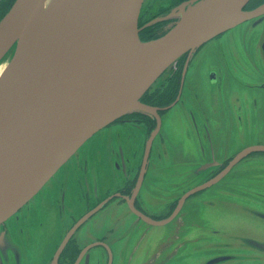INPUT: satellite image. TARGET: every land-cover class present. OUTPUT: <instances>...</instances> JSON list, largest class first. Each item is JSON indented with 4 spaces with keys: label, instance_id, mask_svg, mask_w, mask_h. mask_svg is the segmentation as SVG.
<instances>
[{
    "label": "water",
    "instance_id": "1",
    "mask_svg": "<svg viewBox=\"0 0 264 264\" xmlns=\"http://www.w3.org/2000/svg\"><path fill=\"white\" fill-rule=\"evenodd\" d=\"M45 1L14 0L0 19V65L6 62L0 74V225L9 222L16 234L21 228L25 233L30 221L36 223L34 230L40 226L41 230L45 219L36 220L41 214L57 222L53 214L63 207L66 215V192L60 193L57 208L26 209L58 171L86 149L85 143L115 118L135 110L156 116L149 154L163 116L158 107L142 101L146 90L186 51L264 14V3L245 10L249 0H188L172 10L178 21L170 29L157 38L142 40L139 18L146 0H67L23 39ZM215 73L210 71L211 87ZM254 151H264V142L240 150L214 177L189 189L166 219H154L131 201L128 204L137 220L164 225L178 215L191 194L229 177ZM254 158L264 162L263 157ZM213 161L214 166L219 165L214 155ZM245 162L242 174L259 171L257 181H263L264 163ZM140 186L139 182L137 190ZM257 194L258 201H264V193ZM68 237L69 233L65 240ZM25 241L21 250L34 249L36 240L26 236ZM98 244L89 243L76 264L82 257L90 264L89 250ZM103 244L108 250L107 264H114V250L108 242Z\"/></svg>",
    "mask_w": 264,
    "mask_h": 264
},
{
    "label": "rangeland",
    "instance_id": "2",
    "mask_svg": "<svg viewBox=\"0 0 264 264\" xmlns=\"http://www.w3.org/2000/svg\"><path fill=\"white\" fill-rule=\"evenodd\" d=\"M13 1L0 2V19L5 14L1 8L10 6ZM147 2L150 0H146L144 6ZM179 5L163 16L162 20L175 18V21L165 25L161 33H165L178 21L172 10ZM207 44L202 55L196 57L190 66L187 65L189 72L180 99L172 109L167 108L173 102L162 108L166 109L162 113L163 126L154 138L148 161V176L140 189L141 203L148 211L147 216L157 220L168 218L189 189L220 172L227 158L262 140H257L253 134L264 136V97L257 91L254 92L257 100L249 103L253 109L247 110L244 101L241 104V111L248 121L231 131L227 126H222L219 137L215 136L213 96L217 95L218 90L217 87H211L210 71L221 67L226 69L227 63L225 55H221L224 39L220 42L210 40ZM218 46L221 52L213 58L214 52L208 51ZM178 59L146 90L142 101L146 93L165 89ZM238 66L236 64V70L240 71ZM230 109L234 107L230 106ZM136 112L147 114L154 118L152 122L155 119L157 122L154 114L140 110L126 112L115 118L89 139L84 145L86 149H81L73 157L75 161L66 163L31 201L26 212L45 211L47 206L57 208L60 193L66 192V215L60 220L59 215L61 217L63 214L61 209L59 213L57 210L53 214L57 222L48 221L44 215H39L37 223L45 219L41 230V226L34 230L36 223L29 222L23 234L24 240L28 236L48 242V247L41 255L33 249H26L24 264H41L44 261L41 256L58 244L66 232L69 235L74 233L76 225L71 229V218L82 213L86 206L93 213L73 237L79 245L98 239L105 240L114 250V264H264V214L260 212L264 210V201H258L257 194L264 193V185L260 184L264 180L257 181L256 173L259 171H252L247 176L242 174V168L247 164L245 160L234 167L229 177L189 196L178 215L164 225L137 220V215L127 201L100 204L94 210L97 200L105 197L108 189L114 190L119 181L124 182L123 176H120L121 170L116 166L119 160L118 147L122 148L126 157L132 152H140L136 163L142 160L144 145L148 141V137H145L146 127H137L131 123L112 125L116 119ZM182 126L186 127L183 129ZM213 145L216 146L218 166L213 165ZM90 147L92 149L87 154ZM86 157L88 160H84ZM248 160L264 163L254 157ZM80 161H83L79 165L80 169H76ZM86 163L88 171L84 173L81 167ZM57 192L56 199L54 195ZM36 246L39 252L40 247ZM89 253L90 264L108 263L104 248L95 247Z\"/></svg>",
    "mask_w": 264,
    "mask_h": 264
},
{
    "label": "flooded vegetation",
    "instance_id": "3",
    "mask_svg": "<svg viewBox=\"0 0 264 264\" xmlns=\"http://www.w3.org/2000/svg\"><path fill=\"white\" fill-rule=\"evenodd\" d=\"M185 1L188 0H150L149 3L147 2L144 8H142L139 18V35L141 39L150 40L161 36L163 34L160 32L162 28L168 23L175 21V18L162 20L163 16L168 14L173 7ZM262 3H264V0H249L244 6V9L252 10ZM9 7L10 6L2 7L1 9L3 13L6 12V9ZM223 39L224 45H221L223 48L221 55H225L226 57V69L222 67L211 69L216 70V79L215 83H212V86L217 87L218 90L217 95L214 94L213 96L214 111L212 114L213 128L216 132V137H219L218 133L222 126H227L228 130L231 131L234 127H242L248 121V118H245L241 111L242 101L246 103L247 110H250L253 109V107L252 104L249 103L252 100H257L254 93L255 91L260 92L264 97V66L262 65L264 63V14L245 21L234 28L227 29L210 40L220 42ZM210 40L203 43L195 50H189L182 54L174 67L175 70L173 69L174 73L165 89L163 91L156 90L154 92L146 93L143 97V101L158 107V112L162 116V113L166 112V109L162 110V108L171 104L179 95L183 94L189 66L191 62H194L196 57L198 58L202 55ZM209 52H214L213 58H215L221 52V49L218 46L215 49L209 50L208 53ZM236 64L239 65L237 69H240V71L236 70ZM187 65L189 66L187 67ZM262 100L264 101V98H262ZM230 106H233L234 109L231 110ZM238 108L240 109L238 110ZM152 119L154 118L149 117L147 114L136 112L118 118L115 120L116 122L112 124L126 125L131 123L135 124L137 127L145 126V137H148V141L144 145L142 160L138 164L136 161L140 152H132L126 157L124 156L125 153L122 148L119 149V145L117 146L119 160L116 162V166L121 170L120 176H123L124 182L122 183V181H119L114 187V190L108 189L106 191V196L97 200L94 210L96 209V206L100 204L107 205L113 201H131L140 212L148 215V211L143 208L141 203L140 189L145 184L148 176V161L152 147L150 148L149 154L146 155V153L148 151V142L151 137L152 128L157 124L156 119L153 122ZM253 136L257 140L262 139L259 143L264 142V136L262 134L257 133L256 135L253 134ZM212 148L213 151L211 150V152L212 154L214 153L213 155L215 157L216 146L213 145ZM251 157L264 158V151H254L245 157L244 160L250 159ZM232 158V156L227 158L228 160L224 162L221 170L225 168ZM216 161L217 159L215 157V162ZM78 169H80V167H78ZM81 170L84 173H87V163L85 166L81 167ZM261 170H264V167H261ZM139 182L141 183V186L137 190ZM91 213H93V211H91ZM91 213L86 206L82 213L77 216H72L73 223L70 227L72 229V227L76 225L73 230L74 233H72L66 240V236L63 237L58 244L53 245L47 253L42 255L41 258L43 257L44 261L41 264L77 263L88 243L85 245H79L73 235L76 234L79 228H82L84 223L89 219ZM23 233L24 230L21 228L16 234L14 228L9 222L0 225V264H24V255L26 251H23V249L21 250L22 247L20 248V246L26 242L23 238ZM15 234L16 237L13 238V235ZM97 241L99 244L95 246L104 248L106 253H108L106 246L103 244L105 240L98 239ZM33 251L41 255V251L39 249L38 252L36 245L34 246ZM5 252L7 254H5ZM84 259L85 258L82 257L80 264H85Z\"/></svg>",
    "mask_w": 264,
    "mask_h": 264
},
{
    "label": "bare ground",
    "instance_id": "4",
    "mask_svg": "<svg viewBox=\"0 0 264 264\" xmlns=\"http://www.w3.org/2000/svg\"><path fill=\"white\" fill-rule=\"evenodd\" d=\"M67 0H46L43 4L41 10L37 13L34 20L32 21L31 25L25 31L23 35V39L30 33L34 28L44 23L48 18L53 16V14L60 9V7L66 2ZM5 65H0V74L3 71Z\"/></svg>",
    "mask_w": 264,
    "mask_h": 264
},
{
    "label": "trees",
    "instance_id": "5",
    "mask_svg": "<svg viewBox=\"0 0 264 264\" xmlns=\"http://www.w3.org/2000/svg\"><path fill=\"white\" fill-rule=\"evenodd\" d=\"M8 10V8L6 9V11Z\"/></svg>",
    "mask_w": 264,
    "mask_h": 264
}]
</instances>
